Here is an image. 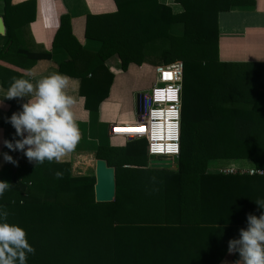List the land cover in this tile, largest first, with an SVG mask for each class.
Returning <instances> with one entry per match:
<instances>
[{"label":"trees","instance_id":"trees-1","mask_svg":"<svg viewBox=\"0 0 264 264\" xmlns=\"http://www.w3.org/2000/svg\"><path fill=\"white\" fill-rule=\"evenodd\" d=\"M113 1L115 11L86 16L85 36L101 42L96 52H86L69 15L60 16L53 45L67 58L59 70L80 79L85 107L97 109L111 84L105 61L112 55L123 70L180 60L176 168L150 167L144 137L101 145L96 158L115 168V197L97 202L94 175L72 176L68 162L27 160L14 167L0 212L26 231L35 249L27 264H218L229 241L248 227V215L264 213L256 203L264 202V174L207 168L210 159L249 158L264 170V62L231 65L218 48V14L255 0H175L178 13L158 0ZM33 3L10 6L13 19ZM175 22L181 34L171 32ZM9 54L27 65L52 57L21 46L7 27L0 57ZM9 103L0 127L14 143L20 137L8 119L25 101Z\"/></svg>","mask_w":264,"mask_h":264},{"label":"crops","instance_id":"crops-1","mask_svg":"<svg viewBox=\"0 0 264 264\" xmlns=\"http://www.w3.org/2000/svg\"><path fill=\"white\" fill-rule=\"evenodd\" d=\"M29 0H0V16L5 25L4 34H0V47L4 42L6 28L15 29L21 46L31 50H46L51 53L50 59H40L32 65L20 62L15 54L0 57V118L10 108L8 99H4L12 78H25L35 82L42 76L59 72L72 78L78 103L74 108L81 138L76 149L61 162L70 164L72 176L94 175L96 152L101 145L122 146L127 141L124 136L110 134L111 124L127 125L135 119L136 97L147 91L152 85H146L140 77L147 62L141 65L129 64L125 70L119 66L116 55L105 61L112 80L108 94L97 109L85 107V98L80 93V79L59 70V63L67 58L65 50L53 45V38L60 24V16L68 14L71 31L82 48L89 53L96 52L101 47L97 39L86 37L85 19L88 14L113 12L116 6L113 0H34L22 17H12L10 6L21 5ZM171 7L174 13L182 11L181 5L175 0H158ZM31 16V19L26 20ZM219 27V59L231 65L244 64L248 61L264 62V0H255L250 6H236L218 14ZM183 25L175 22L171 32L181 34ZM34 70L35 76L27 75ZM27 97L17 99L27 102ZM3 128L0 127V181L10 182L14 167L27 162L23 152L12 151L4 144ZM4 154L10 155L16 163L4 159ZM150 158L148 159V163ZM225 168H254L255 163L249 158H215L208 160L209 171ZM239 239V235L235 238ZM239 253H227L218 264H235Z\"/></svg>","mask_w":264,"mask_h":264},{"label":"clouds","instance_id":"clouds-1","mask_svg":"<svg viewBox=\"0 0 264 264\" xmlns=\"http://www.w3.org/2000/svg\"><path fill=\"white\" fill-rule=\"evenodd\" d=\"M34 77V70L27 72ZM75 82L72 78L59 72H52L33 82L25 78H12L4 99H23L22 110L14 112L8 122L20 137L13 143L5 140V146L12 151H21L24 156L35 163L45 160L61 162L72 153L81 138L74 108L78 103L72 94ZM4 159L16 163L10 155ZM59 178L60 172L56 173ZM10 184L0 181V195ZM264 208V202H256ZM8 213L0 212V264H27L28 254L35 249L27 240L26 231L8 222ZM248 227L241 229L239 239L228 243V252H238L240 259L235 264H264V213L259 217L249 214Z\"/></svg>","mask_w":264,"mask_h":264},{"label":"built area","instance_id":"built-area-1","mask_svg":"<svg viewBox=\"0 0 264 264\" xmlns=\"http://www.w3.org/2000/svg\"><path fill=\"white\" fill-rule=\"evenodd\" d=\"M182 67L180 60L156 65L152 86L136 97L135 119L127 126H123L143 127L146 131L143 135L127 137H130V140L144 137L147 141L146 151L149 158H170L173 164L177 162L180 152ZM165 73H172V77L165 78ZM117 127L121 126L111 124L109 130L111 135L117 136L115 135ZM220 170L264 174L263 169L256 167L250 169L222 168Z\"/></svg>","mask_w":264,"mask_h":264},{"label":"water","instance_id":"water-1","mask_svg":"<svg viewBox=\"0 0 264 264\" xmlns=\"http://www.w3.org/2000/svg\"><path fill=\"white\" fill-rule=\"evenodd\" d=\"M5 25L0 16V34H4ZM149 166L153 168H176V163H172L170 158H152ZM115 197V168L109 166L105 159L95 160V182L94 199L97 202H110Z\"/></svg>","mask_w":264,"mask_h":264},{"label":"rangeland","instance_id":"rangeland-1","mask_svg":"<svg viewBox=\"0 0 264 264\" xmlns=\"http://www.w3.org/2000/svg\"><path fill=\"white\" fill-rule=\"evenodd\" d=\"M162 63L158 64L161 65ZM155 66L154 64H145L143 71L141 72L140 77H142V81L146 84V85H152V83L154 82V78H155ZM126 141L130 140V137H125ZM152 158V157H151ZM150 158V159H151ZM173 168V167H172ZM225 168V167H221L218 170ZM217 170V169H216Z\"/></svg>","mask_w":264,"mask_h":264},{"label":"bare ground","instance_id":"bare-ground-1","mask_svg":"<svg viewBox=\"0 0 264 264\" xmlns=\"http://www.w3.org/2000/svg\"><path fill=\"white\" fill-rule=\"evenodd\" d=\"M127 125H121V127H117V131L115 132V135L117 136H137V135H143L146 133V131L143 129V127H137L136 125L130 126V127H123Z\"/></svg>","mask_w":264,"mask_h":264},{"label":"snow or ice","instance_id":"snow-or-ice-1","mask_svg":"<svg viewBox=\"0 0 264 264\" xmlns=\"http://www.w3.org/2000/svg\"><path fill=\"white\" fill-rule=\"evenodd\" d=\"M165 78H171L172 77V73H165L164 74ZM173 98H174V93H173Z\"/></svg>","mask_w":264,"mask_h":264}]
</instances>
